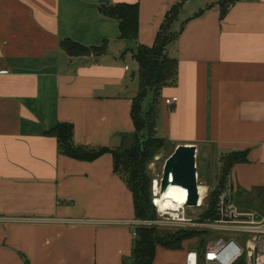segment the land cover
<instances>
[{"label": "crops", "instance_id": "obj_1", "mask_svg": "<svg viewBox=\"0 0 264 264\" xmlns=\"http://www.w3.org/2000/svg\"><path fill=\"white\" fill-rule=\"evenodd\" d=\"M217 1L0 0V264L131 261L133 198L111 154L68 158L47 132L68 124L75 146H131L134 54L177 4L179 35L166 48L177 81L160 91L155 136L211 158L246 151L224 191L233 204L264 194V0H238L222 19ZM117 5L138 6L135 43L102 12ZM65 41L105 52L69 56ZM184 248H158L153 264H184Z\"/></svg>", "mask_w": 264, "mask_h": 264}, {"label": "trees", "instance_id": "obj_2", "mask_svg": "<svg viewBox=\"0 0 264 264\" xmlns=\"http://www.w3.org/2000/svg\"><path fill=\"white\" fill-rule=\"evenodd\" d=\"M238 0H218L216 5L220 18H224L229 8ZM181 5L173 6L165 15L152 47L137 46L134 59L138 65V92L132 100L131 120L134 126L133 143L126 148H87L73 144V128L68 124H59L48 135L57 140L59 153L77 160L91 162L109 153L112 156L113 171L125 183L132 194L135 219H156L155 209L150 201V179L146 174V165L154 161L162 148L170 145L166 140L155 136L156 106L160 91L174 86L177 81V61L166 54L167 46L175 41L179 31H174ZM103 14L120 21V37L130 43H135L138 34V6L117 5L104 8ZM69 56L102 55L105 46L85 48L71 41L62 45ZM151 95L149 109H143V103ZM175 146H173L174 150ZM247 162V152H230L220 159L221 168L217 177V184L208 190L201 209L200 220L214 221L217 219L216 204L219 195L227 187V179L231 168L236 164ZM133 239L131 264H153L158 248L166 251H180L183 243L188 240L198 241V245L191 251L202 256L208 233L195 230L178 229L174 231L159 230L158 228H136Z\"/></svg>", "mask_w": 264, "mask_h": 264}, {"label": "built area", "instance_id": "obj_3", "mask_svg": "<svg viewBox=\"0 0 264 264\" xmlns=\"http://www.w3.org/2000/svg\"><path fill=\"white\" fill-rule=\"evenodd\" d=\"M2 73V72H0ZM177 102V98L173 97L165 100L167 106H171ZM196 158V153H195ZM196 182L198 191V202L195 207L182 205L176 209V212L164 211L155 204L156 184L160 189V180L154 181L152 187V206L155 209V220L134 221L130 224L135 227L158 228L167 230L190 229L198 232H224L226 238L209 239L205 243L204 251L201 257L195 251H189L185 254L184 264H264V216L259 217L253 213L240 212L230 200L229 192L223 191L217 200L216 215L214 221L200 220L198 218L189 217L186 210L194 208L197 210L205 207L207 192H204L202 202L199 195V188H203L198 182L197 166ZM201 185V186H200ZM264 189V180H263ZM201 202V203H200ZM229 234H241L246 237L244 243H239ZM133 236H136L135 232Z\"/></svg>", "mask_w": 264, "mask_h": 264}, {"label": "rangeland", "instance_id": "obj_4", "mask_svg": "<svg viewBox=\"0 0 264 264\" xmlns=\"http://www.w3.org/2000/svg\"><path fill=\"white\" fill-rule=\"evenodd\" d=\"M151 100V95L147 97V99L143 103V109L148 110L149 109V104ZM197 151V150H196ZM173 152V146L172 145H167L164 148H162V151L160 154H158V159H154V161L149 162L146 165V174L148 178L150 179V201L152 204V187L154 184V181H158L161 178L162 174V169L163 165L165 163V160L169 157V155ZM204 155V156H203ZM209 156V154H207ZM212 157H207L206 154H202L200 151L196 152V166H197V178L199 184L204 185L213 188L217 184V177L221 168V163L220 159L223 155H227V153L221 154L218 157V154L215 153H210V156ZM203 157L208 160L204 161ZM215 161H214V160ZM207 177V179L205 178ZM206 181V182H205ZM204 184V185H203ZM200 185V186H201ZM210 189V188H209ZM208 189V190H209ZM204 188L202 192V197L204 195ZM241 196L239 198L234 199V204L235 206L237 205L239 207V211L243 213H253L259 217L264 216V194L262 196H251L246 198V196ZM242 210V211H241ZM187 214L189 217L192 218H198V215L200 214V210L190 208L186 210ZM155 220V219H154ZM135 221H143V220H137ZM137 228H144L142 226L137 227ZM159 230H167V229H159ZM169 231H174V230H169ZM208 240L209 239H216V238H226L227 234L224 232H211L208 233ZM229 238L234 239L235 241H238L239 243H244L246 240V237L241 235V234H229ZM198 245V241L196 239L194 240H188L183 243L182 246H184L186 253L191 251L193 248H195ZM126 264H131V261H128Z\"/></svg>", "mask_w": 264, "mask_h": 264}, {"label": "water", "instance_id": "obj_5", "mask_svg": "<svg viewBox=\"0 0 264 264\" xmlns=\"http://www.w3.org/2000/svg\"><path fill=\"white\" fill-rule=\"evenodd\" d=\"M195 146L178 145L163 165L160 192L165 191L169 184L182 186L187 190V206L195 207L199 196L196 182ZM158 159V156L155 157Z\"/></svg>", "mask_w": 264, "mask_h": 264}, {"label": "bare ground", "instance_id": "obj_6", "mask_svg": "<svg viewBox=\"0 0 264 264\" xmlns=\"http://www.w3.org/2000/svg\"><path fill=\"white\" fill-rule=\"evenodd\" d=\"M155 184V191L157 193L156 198H154L155 204L158 205L161 210L176 212L177 208L181 207L182 205H187V190L182 186L169 184L167 189L161 193L158 183ZM202 189L203 188H199L201 202L203 199L200 193Z\"/></svg>", "mask_w": 264, "mask_h": 264}]
</instances>
